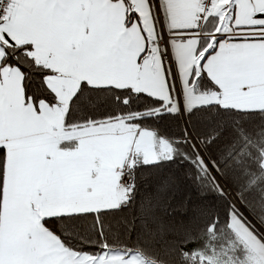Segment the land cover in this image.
Here are the masks:
<instances>
[{
  "label": "snow or ice",
  "instance_id": "6c2138e0",
  "mask_svg": "<svg viewBox=\"0 0 264 264\" xmlns=\"http://www.w3.org/2000/svg\"><path fill=\"white\" fill-rule=\"evenodd\" d=\"M0 264H264V0H0Z\"/></svg>",
  "mask_w": 264,
  "mask_h": 264
},
{
  "label": "trees",
  "instance_id": "16d2710c",
  "mask_svg": "<svg viewBox=\"0 0 264 264\" xmlns=\"http://www.w3.org/2000/svg\"><path fill=\"white\" fill-rule=\"evenodd\" d=\"M161 243H163V242H161Z\"/></svg>",
  "mask_w": 264,
  "mask_h": 264
}]
</instances>
